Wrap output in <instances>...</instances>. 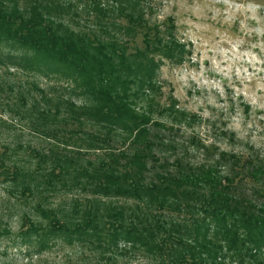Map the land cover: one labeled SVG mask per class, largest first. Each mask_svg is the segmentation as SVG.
<instances>
[{"label":"rangeland","instance_id":"374dc122","mask_svg":"<svg viewBox=\"0 0 264 264\" xmlns=\"http://www.w3.org/2000/svg\"><path fill=\"white\" fill-rule=\"evenodd\" d=\"M57 1L74 6L67 26L130 40L129 53L144 48L149 28L179 44L177 61L168 51L149 55L159 67L136 100L165 139L154 151L161 163L174 170L176 160L199 167L224 153L264 157V0H142L148 26L137 36L127 35L118 12L103 20L93 11L94 1L117 7L112 0ZM0 85V264H161L144 247L112 239L132 229L145 207L98 193L82 172L103 154L65 122L68 100L76 108L85 101L58 78L9 64L0 66ZM43 110L48 121L39 117ZM55 221L72 232L92 222L95 230L66 239L52 232Z\"/></svg>","mask_w":264,"mask_h":264},{"label":"trees","instance_id":"16d2710c","mask_svg":"<svg viewBox=\"0 0 264 264\" xmlns=\"http://www.w3.org/2000/svg\"><path fill=\"white\" fill-rule=\"evenodd\" d=\"M112 1L117 7L94 1L92 9L103 20L117 12L124 16L127 35L147 29L142 0ZM73 7L57 0H0V47L7 49L0 52V66L58 78L85 101L76 108L68 100L65 122L78 125V133L88 134L103 154L91 172H82L98 193L128 196L145 207L132 229L112 239L144 247L161 264H264V157L224 153L199 167L176 160L174 170L161 163L154 151L165 139L153 132L158 124L136 100L159 67L149 55L168 51L177 61L179 44L149 28L144 48L129 53L130 40L67 26ZM50 113L43 110L39 117L48 121ZM121 136L123 147L116 148ZM88 224L72 232L55 221L51 230L83 239L93 236Z\"/></svg>","mask_w":264,"mask_h":264}]
</instances>
